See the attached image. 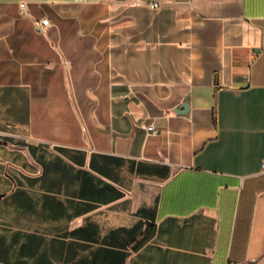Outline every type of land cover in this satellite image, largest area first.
Masks as SVG:
<instances>
[{
  "label": "crops",
  "instance_id": "1",
  "mask_svg": "<svg viewBox=\"0 0 264 264\" xmlns=\"http://www.w3.org/2000/svg\"><path fill=\"white\" fill-rule=\"evenodd\" d=\"M21 1L0 0V264H261L264 0Z\"/></svg>",
  "mask_w": 264,
  "mask_h": 264
},
{
  "label": "built area",
  "instance_id": "2",
  "mask_svg": "<svg viewBox=\"0 0 264 264\" xmlns=\"http://www.w3.org/2000/svg\"><path fill=\"white\" fill-rule=\"evenodd\" d=\"M161 4L162 3L159 0H154V1L149 2V6L152 9H159L161 7ZM20 5H21L22 11L24 12L25 11V5H26L25 0H22ZM40 24L43 26H49L50 21L47 18H43L40 20ZM147 130L149 131V133L154 134V133H156L157 128L153 123H151L147 126ZM260 173H262V174L264 173V159L262 161V167H261ZM229 264H236V263L235 262H229Z\"/></svg>",
  "mask_w": 264,
  "mask_h": 264
},
{
  "label": "trees",
  "instance_id": "3",
  "mask_svg": "<svg viewBox=\"0 0 264 264\" xmlns=\"http://www.w3.org/2000/svg\"><path fill=\"white\" fill-rule=\"evenodd\" d=\"M152 235H153V232H152V234L147 235V236L145 237V240H144V241H147L149 238L152 237ZM144 241H143L142 243H144Z\"/></svg>",
  "mask_w": 264,
  "mask_h": 264
},
{
  "label": "water",
  "instance_id": "4",
  "mask_svg": "<svg viewBox=\"0 0 264 264\" xmlns=\"http://www.w3.org/2000/svg\"><path fill=\"white\" fill-rule=\"evenodd\" d=\"M181 109H187L188 108V104H184L180 107Z\"/></svg>",
  "mask_w": 264,
  "mask_h": 264
},
{
  "label": "rangeland",
  "instance_id": "5",
  "mask_svg": "<svg viewBox=\"0 0 264 264\" xmlns=\"http://www.w3.org/2000/svg\"><path fill=\"white\" fill-rule=\"evenodd\" d=\"M261 264H264V260L261 262Z\"/></svg>",
  "mask_w": 264,
  "mask_h": 264
}]
</instances>
